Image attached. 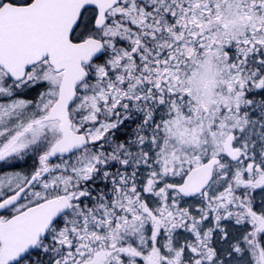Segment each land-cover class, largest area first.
Listing matches in <instances>:
<instances>
[{
    "label": "snow or ice",
    "instance_id": "1",
    "mask_svg": "<svg viewBox=\"0 0 264 264\" xmlns=\"http://www.w3.org/2000/svg\"><path fill=\"white\" fill-rule=\"evenodd\" d=\"M0 264H264V0H0Z\"/></svg>",
    "mask_w": 264,
    "mask_h": 264
}]
</instances>
